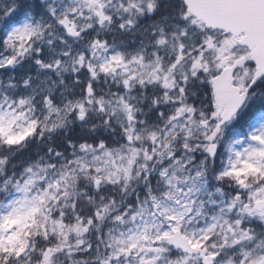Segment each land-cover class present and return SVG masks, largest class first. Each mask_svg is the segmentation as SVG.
Wrapping results in <instances>:
<instances>
[{
    "label": "snow or ice",
    "instance_id": "obj_1",
    "mask_svg": "<svg viewBox=\"0 0 264 264\" xmlns=\"http://www.w3.org/2000/svg\"><path fill=\"white\" fill-rule=\"evenodd\" d=\"M0 264H264V0H0Z\"/></svg>",
    "mask_w": 264,
    "mask_h": 264
}]
</instances>
